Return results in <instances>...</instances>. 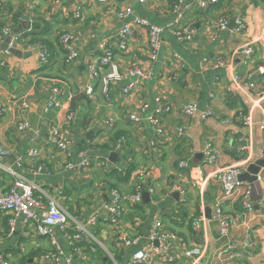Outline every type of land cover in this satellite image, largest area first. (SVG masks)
<instances>
[{
	"label": "crops",
	"instance_id": "crops-1",
	"mask_svg": "<svg viewBox=\"0 0 264 264\" xmlns=\"http://www.w3.org/2000/svg\"><path fill=\"white\" fill-rule=\"evenodd\" d=\"M199 1L0 0V31L7 27L11 35L23 34L9 54H0L1 186L7 190L13 184L14 178L4 172L10 168L34 180L79 221L101 211L111 189L122 194L121 220L114 225L101 219L90 228L95 240L77 245L80 250L72 249L55 227L71 264H125L136 247L124 245L122 238L143 242L154 222L160 232L176 239L165 256L146 264H209L219 253L225 264H264V168L252 191V212L245 217L238 200H223L215 180L222 168L236 165L242 175L249 165L264 160V153L258 154L264 150V130L259 129L264 119V74L259 73L264 71V0H217L206 7ZM127 6L133 16L157 26L173 21L178 6L182 15L177 27H190L194 34L180 40L165 33L151 62L147 30L134 28L121 52L117 34L126 21L118 19L116 11ZM221 18L228 22L225 30L215 27ZM239 19L244 27H238ZM64 33L75 36L70 46L78 56L71 64L64 63L67 48L59 42ZM10 39L0 33V52ZM38 43L41 48L33 47ZM102 43L113 50L123 75L106 90L88 71L101 57ZM248 47L249 56L243 52ZM42 52L48 54L46 63L40 61ZM135 65L152 69V77L139 81L128 76ZM108 73L102 68L99 77ZM136 81L133 91L121 93ZM87 87H92V98L85 93ZM53 88L64 92L62 107L46 111ZM157 99L171 111L160 118L161 132L148 121L160 108ZM187 103H195L198 111L210 110L211 116L201 120L182 114L181 106ZM69 113L76 118L66 124ZM131 116L138 120L130 121ZM22 122L30 129L20 131ZM45 126L71 142L67 151L47 143ZM207 145L213 149L214 164L206 163ZM31 150L38 154L30 156ZM39 166L47 173L33 177L29 171ZM137 184L143 187L142 199L130 203ZM7 219L0 212V257L10 264H53L45 256L53 252L48 239L35 234L24 239L20 230L9 235ZM194 219H199L197 231L192 230ZM221 219L230 223L224 234ZM68 226L72 234L70 219ZM186 247L200 248L199 258H185Z\"/></svg>",
	"mask_w": 264,
	"mask_h": 264
},
{
	"label": "built area",
	"instance_id": "built-area-1",
	"mask_svg": "<svg viewBox=\"0 0 264 264\" xmlns=\"http://www.w3.org/2000/svg\"><path fill=\"white\" fill-rule=\"evenodd\" d=\"M53 3L59 4L61 0H52ZM129 0H97L99 3H110V2H122ZM142 2V0H139ZM217 0H200L199 4L206 7L208 4H214ZM179 7H174V12L178 13L177 17L165 24L164 26H157L151 24L149 21L142 19L138 16H133L132 9L127 6L116 11V16L121 21H126L123 27L120 28L117 34V47L121 52H125L127 49L128 39L132 36V31L134 28H142L147 30V40L150 50L149 60L154 62L157 59L158 53L163 44V36L165 33L169 32L176 38L182 40H190L194 34L190 27H186L179 30L177 24L181 18V12H179ZM81 8L78 7L77 17L79 16ZM131 17V19H130ZM238 27H244L242 21L239 19L237 21ZM228 22L221 18L217 21L215 27L218 30H225ZM3 37H10V42L6 49L0 52V54H9L10 49L14 47L13 43L16 44L20 39L23 38V34L18 32L14 35L12 31L4 27L0 31ZM75 40L73 34L64 33L59 37V42L63 47H66V56L64 59L65 64H71L77 58L76 51L70 46V42ZM35 48H41L40 43L34 45ZM101 57L95 63L88 65V71L92 74L94 78L101 80L103 85V90L109 82H119L122 81L123 75L118 70V67L114 61V53L105 43L100 45ZM246 55L251 53V49L245 48L243 51ZM249 56V55H248ZM40 61L46 63L48 61V54L42 52L40 54ZM4 65V61L0 59V67ZM102 68L109 69V73L102 78H100V70ZM260 74H264V71L259 69ZM128 76L136 77L139 81L150 79L153 75V70H145L142 67L135 65L133 68L127 72ZM137 82L129 83L127 86L121 89V93L128 94L137 86ZM86 95L92 98L93 90L92 87H87ZM64 97V92L59 88H53L51 91V98L46 104L45 110L49 111L52 109H58L62 107L61 99ZM157 103L160 108L154 110L153 115L149 117L148 121L154 127L155 131L161 132L162 128L160 126V118L165 113H170V109L164 107L160 101L157 99ZM146 107V106H144ZM181 113L192 117L198 115L201 120H205L211 116L210 110L208 111H198V107L195 103H187L181 106ZM76 118L74 113H69L66 116V124L71 123ZM135 116L130 117V121H137ZM112 121V120H111ZM20 131H27L30 129L29 125L22 122L18 126ZM259 129L264 130V119L259 125ZM184 129H178L179 135L183 133ZM38 133V131L36 132ZM44 133L47 134V143L54 146L61 152H65L71 146V142L61 134L55 128L49 126L44 127ZM123 140H121L122 142ZM242 149H246L243 145ZM1 150H0V160H1ZM264 150L259 149L258 154H263ZM38 154L37 150H31L29 155L35 156ZM204 154L207 158V164L215 163V155L213 149L210 145H207L204 149ZM85 160V159H84ZM81 165L87 166L88 164L82 163ZM184 163H180L179 167L183 168ZM3 168L0 161V169ZM4 172L14 178L13 184L5 190L1 186L0 179V212L8 215V225H9V235L17 233V230L21 231V238L29 239L33 234L38 237L46 238L49 241L53 252L45 255L47 258H52L53 264H71L72 257L67 254L59 243L58 238L54 234L55 227H59L62 231L63 239L69 240L72 249L80 250L77 245L83 242H89V239L95 240L90 233V228L97 225L101 219H107L111 224H117L123 214V199L122 194L118 189L110 190V199L107 203L102 206L101 211H94L91 213L86 221H79L78 219L69 217L68 213L60 206L55 198H52L41 186H37L34 180L27 179L21 174L11 171L10 168H4ZM43 166H39L36 171H29L33 177H38L39 175L47 173V171H42ZM241 171L236 165H231L220 169L215 180L219 184L223 200L226 201H236L240 202L241 206V216L245 217L248 213L252 212L253 202H252V191L256 183L260 182V175L257 174L256 180L252 183H244L239 180ZM143 176V174H140ZM38 192L40 194H38ZM143 187L137 184L134 187V192L129 195L128 201L140 202L143 195ZM215 215L219 218L221 216V211L219 208L216 209ZM71 220L74 224V232L70 234V229L68 226V220ZM199 219H194L192 222V230L197 231ZM229 222L226 220H220L221 233H225ZM176 237L167 232H160L158 224L154 222L150 227V232L148 236L143 240L138 238H122L121 242L126 246H135L136 249L133 250L128 257L125 264H146L153 257H163L167 254L172 241ZM182 254L188 259H197L201 255L200 248H184ZM171 261V259H170ZM223 254L219 253L216 259L209 264H225ZM0 264H10L8 260L0 257ZM117 264V263H114Z\"/></svg>",
	"mask_w": 264,
	"mask_h": 264
},
{
	"label": "water",
	"instance_id": "water-1",
	"mask_svg": "<svg viewBox=\"0 0 264 264\" xmlns=\"http://www.w3.org/2000/svg\"><path fill=\"white\" fill-rule=\"evenodd\" d=\"M264 168V160H258L255 163L249 165L244 174L239 176L240 181H246L252 183L256 180V175L260 169Z\"/></svg>",
	"mask_w": 264,
	"mask_h": 264
},
{
	"label": "trees",
	"instance_id": "trees-1",
	"mask_svg": "<svg viewBox=\"0 0 264 264\" xmlns=\"http://www.w3.org/2000/svg\"><path fill=\"white\" fill-rule=\"evenodd\" d=\"M113 189H116V188H113Z\"/></svg>",
	"mask_w": 264,
	"mask_h": 264
}]
</instances>
